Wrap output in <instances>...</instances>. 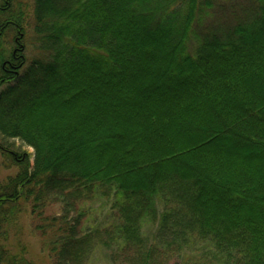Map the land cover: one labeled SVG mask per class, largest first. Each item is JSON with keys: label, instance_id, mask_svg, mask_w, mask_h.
<instances>
[{"label": "trees", "instance_id": "trees-1", "mask_svg": "<svg viewBox=\"0 0 264 264\" xmlns=\"http://www.w3.org/2000/svg\"><path fill=\"white\" fill-rule=\"evenodd\" d=\"M0 153V264H264V0H0Z\"/></svg>", "mask_w": 264, "mask_h": 264}, {"label": "rangeland", "instance_id": "rangeland-1", "mask_svg": "<svg viewBox=\"0 0 264 264\" xmlns=\"http://www.w3.org/2000/svg\"><path fill=\"white\" fill-rule=\"evenodd\" d=\"M30 35H28V38ZM30 47L27 50V53H32L29 50H32L33 43L29 42ZM34 47V46H33ZM33 51V50H32ZM17 146L21 147L23 150H28L32 152V148L23 145L20 141H16ZM16 172V168H5L2 165V156L0 153V181L6 178L9 174H14ZM112 197H102L99 195L98 198L92 199L88 204L86 203L85 208L90 207L91 212L87 217L86 225H91L93 219L98 222H102L103 219L107 217V215H112ZM61 211V205L57 202L49 201L45 208V215H55L58 216ZM36 218L30 214V209L22 211L19 216L16 218L15 222L9 225V240L7 242L11 251L14 249H19L17 247V241L27 246L28 252L26 253V257L33 260L36 264H53V258H51V254H49L48 246L46 243L49 242V237L47 235L41 234L38 229H34V225L37 224ZM152 225L149 222H145L143 224V230L145 233L152 229ZM196 249L202 246L201 243H197ZM196 250L189 247L187 249V253L185 252L186 257H190L194 259ZM112 252L108 250L107 247L101 246L98 244L94 249L92 255L89 257L86 263L84 264H113L111 262Z\"/></svg>", "mask_w": 264, "mask_h": 264}]
</instances>
